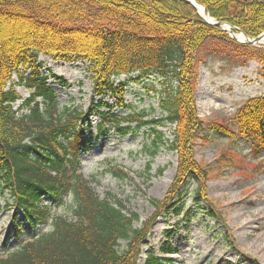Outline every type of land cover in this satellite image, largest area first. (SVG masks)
Here are the masks:
<instances>
[{
	"label": "trees",
	"instance_id": "obj_1",
	"mask_svg": "<svg viewBox=\"0 0 264 264\" xmlns=\"http://www.w3.org/2000/svg\"><path fill=\"white\" fill-rule=\"evenodd\" d=\"M195 1L210 18L248 38L264 32V0ZM201 52L236 67L255 61L264 79V46L234 42L180 0H0V191L9 195L13 214L8 230L19 241L17 248L0 254V264H134V247L145 238L148 222L135 229L137 215L109 194L99 197L80 173L81 152L111 131L127 136L148 128L151 155L161 147L173 151L172 190L185 179L201 186L206 181L207 170L193 159L194 141L206 129L229 138L237 129L251 153L261 152L264 160V95L247 100L230 126L199 119L195 91ZM40 55L87 64L96 105L87 111L59 107L40 74ZM13 75L30 92L21 108L25 115L13 109L19 100L9 85ZM120 76L155 79L160 90L151 86L148 91L158 96L160 118L123 104L126 83H113ZM106 96L129 110L113 112L100 99ZM164 126L173 128L170 141L158 131ZM112 175L127 178L121 171ZM67 200L70 219L52 213L66 207ZM202 200L196 191L194 204ZM169 205L162 211L182 216V208ZM213 210L205 211L207 218H214ZM183 216L188 222L189 214ZM120 241L128 247L123 252ZM144 253L142 264H172L167 255L177 254L168 245L157 256L150 249Z\"/></svg>",
	"mask_w": 264,
	"mask_h": 264
},
{
	"label": "rangeland",
	"instance_id": "obj_2",
	"mask_svg": "<svg viewBox=\"0 0 264 264\" xmlns=\"http://www.w3.org/2000/svg\"><path fill=\"white\" fill-rule=\"evenodd\" d=\"M200 58L195 91L197 115L205 124L215 122L230 126L236 111L247 100L264 95L260 66L250 61L236 67L205 52H201ZM38 63L40 74L54 91L59 107L87 111L99 101L93 95L87 64L56 61L42 55L38 57ZM23 76L26 78L27 73ZM121 82L126 83L122 96L125 106L136 112L152 111L149 118H160L158 96L148 91L151 86L160 90L154 78L132 81L120 76L113 81L116 86ZM9 85L19 97L13 109L18 115H25L27 111L21 108L30 92L19 84L17 75L12 76ZM100 99L113 112L129 110L118 108L114 97ZM106 110V107L100 108L101 112ZM91 120L94 127L96 116L93 115ZM172 129L164 126L158 131L165 141H170ZM92 132L95 133L94 129ZM234 132L233 138L208 129L199 133L193 144V159L207 170V179L203 186L185 179L173 190L177 156L167 147H161L151 155L152 138L148 128L127 136H118L111 131L81 152L80 173L92 190L101 198L111 195L135 213L138 217L135 229H143L148 222L145 238L134 247L137 251L134 264L143 263L146 250L150 249L157 256L158 250L166 245L177 252L170 257L172 264H264L263 155L251 153L250 144L237 135V129ZM117 171L124 172L127 178H115L112 172ZM175 189L177 191L172 195ZM196 191L202 192L204 197L199 205L193 201ZM69 203L67 200L66 207L53 208L52 213L70 219ZM8 204V193L0 191V254L19 246V241L13 239L8 230L13 214ZM175 204L182 208V216L162 211L164 205ZM209 207L214 209L213 219L205 214ZM185 213L189 214L188 222L183 216ZM14 220L21 221V215ZM4 242L5 250L1 248ZM119 246L121 252L127 247L124 241H120Z\"/></svg>",
	"mask_w": 264,
	"mask_h": 264
},
{
	"label": "water",
	"instance_id": "obj_3",
	"mask_svg": "<svg viewBox=\"0 0 264 264\" xmlns=\"http://www.w3.org/2000/svg\"><path fill=\"white\" fill-rule=\"evenodd\" d=\"M182 2H184L187 5H190L199 15V17L201 18V20L207 24L210 27H216V28H220L223 32H225L226 34H228V36L235 42L240 43V44H246L248 46H257V45H261L264 44V32L261 33L258 37L256 38H247L245 35H243L242 33H239V36H242L241 39H238L236 37V35L234 34V31H237L236 28H232L224 23H219L214 21L213 19H211L210 17L207 16V18H205L203 15H201L198 11V7H200L201 9L204 10V7L197 4L195 2V0H180Z\"/></svg>",
	"mask_w": 264,
	"mask_h": 264
},
{
	"label": "bare ground",
	"instance_id": "obj_4",
	"mask_svg": "<svg viewBox=\"0 0 264 264\" xmlns=\"http://www.w3.org/2000/svg\"><path fill=\"white\" fill-rule=\"evenodd\" d=\"M198 11H199V13H200L201 15H203L205 18H207V16L205 15L203 9H201L200 7H198ZM237 38H238V39H241L242 36H239V35H238Z\"/></svg>",
	"mask_w": 264,
	"mask_h": 264
}]
</instances>
